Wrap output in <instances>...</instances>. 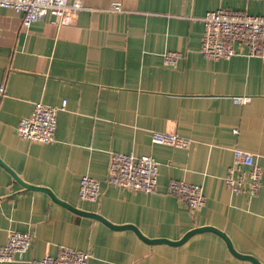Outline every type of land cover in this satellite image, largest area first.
Here are the masks:
<instances>
[{
    "label": "crops",
    "instance_id": "obj_1",
    "mask_svg": "<svg viewBox=\"0 0 264 264\" xmlns=\"http://www.w3.org/2000/svg\"><path fill=\"white\" fill-rule=\"evenodd\" d=\"M80 1L84 9L71 23L48 17L28 28L19 13L0 7V246L10 230L32 234L24 252L0 264H32L65 247L87 251V264H256L210 230L172 244L133 229L175 241L201 226L219 229L238 254L264 264V63L238 43L229 59L200 50L206 12L264 15V0ZM113 2L120 11L109 9ZM167 51L181 54L175 65L163 63ZM234 95L251 99L236 104ZM37 101H65L49 143L16 132ZM153 130L176 132L191 145L154 143ZM235 147L255 153V196L224 182ZM115 152L155 157L156 190L112 185ZM83 175L99 180L97 201L79 199ZM171 179L200 184L204 205L190 208L170 193Z\"/></svg>",
    "mask_w": 264,
    "mask_h": 264
},
{
    "label": "built area",
    "instance_id": "obj_2",
    "mask_svg": "<svg viewBox=\"0 0 264 264\" xmlns=\"http://www.w3.org/2000/svg\"><path fill=\"white\" fill-rule=\"evenodd\" d=\"M0 7L11 8L21 15L22 26L28 28L32 22L44 21L48 17L60 25L73 21L76 14L84 9L80 0H0ZM110 10L120 11V4L113 2ZM204 25L200 50L214 60L229 59L236 51L234 44L245 46V54L258 56L264 63V15H253L228 8L209 10L201 18ZM178 51L163 54V63L175 65L180 57ZM3 88H0V92ZM249 95H234L236 104H246ZM61 105L34 102L29 116L22 117L16 125V132L33 142L49 143L54 140L57 112ZM236 132V130H233ZM154 143L188 148L191 139L172 131L151 132ZM158 162L152 155H136L132 152L112 153L107 168L108 181L121 189L154 192L157 188ZM227 187L234 193H246L252 197L258 194L261 184V168L255 153L239 147L233 148V161L224 177ZM168 191L179 196L190 208L199 209L205 203V194L200 184L184 180L168 181ZM100 182L89 175L80 178L78 197L81 200L97 201ZM32 241L27 231L10 230L4 244L0 246V261H11L16 254L24 252ZM87 251L63 248L56 256L45 255L33 260L32 264H87Z\"/></svg>",
    "mask_w": 264,
    "mask_h": 264
},
{
    "label": "water",
    "instance_id": "obj_3",
    "mask_svg": "<svg viewBox=\"0 0 264 264\" xmlns=\"http://www.w3.org/2000/svg\"><path fill=\"white\" fill-rule=\"evenodd\" d=\"M19 181H21V180H19ZM21 183H22L24 186H26V187H36V186H32V185H30V184H27V183H25V182H22V181H21ZM41 189H45V188H41ZM45 191L48 192L52 198L57 199V198L54 196V194H52L49 190H46V189H45ZM84 213H88V212H84ZM90 214H91L92 216H95V217L100 218V219H102L103 221L107 222L106 220H104L103 218H101V216H98V215L93 214V213H90ZM107 223L110 224V225H112V226H114V227H130V228H133V226H131V225H117V224H112V223H110V222H107ZM133 229L137 232V234H138L140 237H142L143 239H145V240H147V241H150V242H161V241H162V242H167V243H172V244H176V243H180V242L184 241L187 237H189L191 234H193V233H195V232H199V231H203V230H210V231H213V232H215L216 234L220 235V236L226 241V244H227L229 250H230L233 254H236V255H238V256H240V257H245V258L251 259V260L254 261L256 264H259V263H258L254 258H252L251 256L238 254V252H236V250H234V248H233V246H232L230 240L227 238V236H226L222 231H220L219 229L214 228V227H211V226H201V227L192 228V229H190L189 231H187L181 239H179V240H175V241H173V240H168V239H165V238H158V239H150V238H146V237L143 236L140 232H138L135 228H133Z\"/></svg>",
    "mask_w": 264,
    "mask_h": 264
}]
</instances>
